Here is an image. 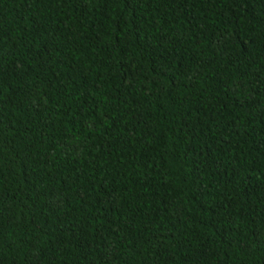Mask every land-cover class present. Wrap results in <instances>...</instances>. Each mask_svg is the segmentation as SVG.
<instances>
[{
  "label": "trees",
  "instance_id": "1",
  "mask_svg": "<svg viewBox=\"0 0 264 264\" xmlns=\"http://www.w3.org/2000/svg\"><path fill=\"white\" fill-rule=\"evenodd\" d=\"M0 264H264V0H0Z\"/></svg>",
  "mask_w": 264,
  "mask_h": 264
}]
</instances>
